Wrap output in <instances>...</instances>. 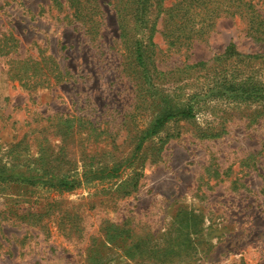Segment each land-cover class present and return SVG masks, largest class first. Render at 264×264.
<instances>
[{
    "label": "rangeland",
    "instance_id": "rangeland-1",
    "mask_svg": "<svg viewBox=\"0 0 264 264\" xmlns=\"http://www.w3.org/2000/svg\"><path fill=\"white\" fill-rule=\"evenodd\" d=\"M98 1L94 34L69 0H0V264H264V60L223 56L264 35L224 15L182 44L158 0Z\"/></svg>",
    "mask_w": 264,
    "mask_h": 264
},
{
    "label": "trees",
    "instance_id": "trees-1",
    "mask_svg": "<svg viewBox=\"0 0 264 264\" xmlns=\"http://www.w3.org/2000/svg\"><path fill=\"white\" fill-rule=\"evenodd\" d=\"M71 3L72 8H75V13L77 14V17H81L82 19V25L84 27H88L87 31L88 33H94L98 31L97 27L99 26L100 20L98 19V16L100 15L99 11V1L98 0H69ZM152 0H127V2H130L133 5L136 6V11L139 10V18L141 20L145 19L146 16V6L151 2ZM264 4V0H258V2H261ZM163 2L164 0H158L159 3V12L160 14L167 13L168 16V24L169 27H167L166 35L168 37H175L176 40H179L182 44L187 43L190 41L191 38H193L195 35H198L200 33H203L204 30L207 27H211L214 25L215 20L221 16L224 15H240L247 18L248 22V31L249 33L257 40H261L262 36L264 35V15L261 13L259 8H257V4L255 0H178L176 3H174L171 7H165L163 8ZM73 4V5H72ZM126 9L123 7H118V14L120 17V23L122 26V22L124 21V13ZM73 14V15H74ZM70 15V14H69ZM66 16V17H69ZM72 15V14H71ZM198 24H201L200 30L197 31L196 27ZM94 31V32H93ZM121 32L123 33L124 37V28L122 26ZM126 36V33H125ZM136 53L138 55L139 62L142 60L143 54L140 46H137ZM223 56L226 57H238L242 56L244 59H259L263 58L264 55L262 54H249V55H243L237 51L236 44L231 42L226 50ZM15 65L18 64L19 66H12L11 71V77L13 79L17 76H21V73L26 74L24 84L29 87H36L37 80H34L36 78L35 76H38L37 67L39 66L38 60L35 61H18L13 60L11 61ZM205 63L200 62L198 64ZM20 64H23L22 66ZM13 70V71H12ZM236 83L232 84L235 85ZM241 88V97L244 99L249 97L253 98L254 96L251 94L250 88H242V86H238ZM237 87H235L236 89ZM181 115L184 117H192L193 114V108L188 107L185 110L181 111ZM176 116V112L172 108H168L165 110V112L159 116L156 120L151 129L141 137L140 142L137 146V151L140 150L143 146V143L145 140L148 139V137L151 134H155L158 132V130L164 126V124L169 121L170 119L174 118ZM60 187H64L66 189H69L70 186L66 184L65 182H59Z\"/></svg>",
    "mask_w": 264,
    "mask_h": 264
}]
</instances>
